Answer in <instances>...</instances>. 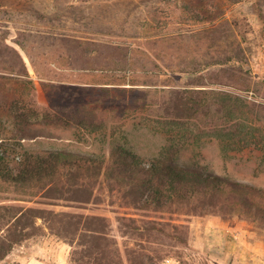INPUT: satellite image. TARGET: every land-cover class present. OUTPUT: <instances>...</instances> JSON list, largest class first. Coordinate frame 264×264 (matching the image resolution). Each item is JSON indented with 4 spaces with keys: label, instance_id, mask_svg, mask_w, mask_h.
Segmentation results:
<instances>
[{
    "label": "rangeland",
    "instance_id": "obj_1",
    "mask_svg": "<svg viewBox=\"0 0 264 264\" xmlns=\"http://www.w3.org/2000/svg\"><path fill=\"white\" fill-rule=\"evenodd\" d=\"M0 32L23 57L25 78L32 81L23 89L12 73L2 72V143L19 149L64 148L104 160L116 146L147 160L172 143L181 145L175 153L179 164L264 188V137L260 146L241 150H224L211 136L184 145L179 138L169 140L150 114L168 89L132 84H185L188 78L164 67H183L182 59L223 60L237 52L245 60L215 67L208 87L264 105V0H0ZM76 41L124 51L125 76L116 77L115 65L101 57L108 48L98 56L82 53ZM101 193V202L83 208L75 202L45 206L106 216L121 251L147 245L119 230L118 215H141L121 208L119 200L112 204L106 189ZM13 195L0 193L1 198ZM25 205L38 206L34 201ZM152 217L187 224V245L168 239L157 244L166 249L160 264H264V224L259 221L236 213L229 218L210 213ZM45 231L17 245L1 264H78L73 260L76 244Z\"/></svg>",
    "mask_w": 264,
    "mask_h": 264
},
{
    "label": "trees",
    "instance_id": "obj_2",
    "mask_svg": "<svg viewBox=\"0 0 264 264\" xmlns=\"http://www.w3.org/2000/svg\"><path fill=\"white\" fill-rule=\"evenodd\" d=\"M76 45L82 53L92 51L97 56L108 48L101 57L115 65L111 71L116 77L125 76L121 71L127 68L128 56L118 47L84 45L80 41ZM99 46L102 47L98 49ZM233 54L218 61L182 59L183 67H164L188 78L185 84L147 80L132 83L160 84L168 89L169 95L158 101L157 111L150 114L163 126L169 140L179 138L184 145L189 140L211 136L220 141L224 150L260 146L264 105L237 93L208 87L215 67L218 70L229 61L245 60L241 54ZM2 72L12 73L10 77L22 83L23 89L32 82L25 78L29 72L23 57L7 42V34L0 32V78L5 77ZM180 146L171 143L147 160L116 146L104 160L64 148L19 149L0 141V193L14 194L0 197V264L24 240L44 234L45 227L76 244L73 260L78 264H160L166 249L157 244L168 239L187 245V224L153 219L154 215L210 213L229 218L236 213L264 224V188L179 164L175 153ZM105 189L112 204L119 200L121 208L131 207L141 215H118L121 234L138 237L147 245L121 251L117 239L110 236L106 216L45 206L75 202L76 207L83 208L101 202ZM31 201L38 206L25 205Z\"/></svg>",
    "mask_w": 264,
    "mask_h": 264
},
{
    "label": "built area",
    "instance_id": "obj_3",
    "mask_svg": "<svg viewBox=\"0 0 264 264\" xmlns=\"http://www.w3.org/2000/svg\"><path fill=\"white\" fill-rule=\"evenodd\" d=\"M249 98H251V95H249Z\"/></svg>",
    "mask_w": 264,
    "mask_h": 264
}]
</instances>
